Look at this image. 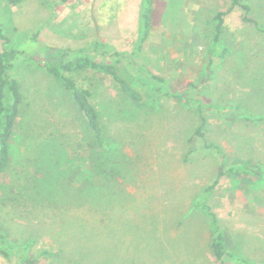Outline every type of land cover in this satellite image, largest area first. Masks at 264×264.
Returning <instances> with one entry per match:
<instances>
[{
  "label": "rangeland",
  "instance_id": "obj_1",
  "mask_svg": "<svg viewBox=\"0 0 264 264\" xmlns=\"http://www.w3.org/2000/svg\"><path fill=\"white\" fill-rule=\"evenodd\" d=\"M154 1L149 37L134 53L140 0H0L9 41L0 51L19 52L12 75L23 95L0 174V230L6 246L25 250L34 264H218L198 198L225 158L247 162L262 178L222 176L205 202L233 264L264 262V123L257 120L264 118V0H252L248 14L258 28L242 22L239 9L223 18L222 57L209 51L226 0ZM93 41L127 56L119 74L143 95L135 104L107 77L93 76L95 88L84 78L91 74L78 77L92 89L101 147L43 67ZM141 66L176 92L228 108L203 106L202 121L196 107L162 97L137 76ZM16 262L0 256V264Z\"/></svg>",
  "mask_w": 264,
  "mask_h": 264
},
{
  "label": "trees",
  "instance_id": "obj_2",
  "mask_svg": "<svg viewBox=\"0 0 264 264\" xmlns=\"http://www.w3.org/2000/svg\"><path fill=\"white\" fill-rule=\"evenodd\" d=\"M27 1L30 0H5V3L7 6H18ZM40 1L43 5L49 6L48 0ZM60 1L62 3H67L70 0ZM226 1L228 2L226 10L216 13L213 18L215 26L212 42L213 47L209 51L211 57L216 55L218 57H222L224 55L225 49L219 46L223 18L235 9L242 11V22L255 28L259 27L256 20L248 17V14L251 12L252 0ZM154 2V0H140L137 38L133 45L134 53H138L143 49V46L149 37L152 27ZM261 32L264 35V29H261ZM0 42L3 45L8 44L9 42L7 37L4 35L1 26ZM18 54L19 52L14 48L3 49L0 51V174L5 171L8 165L9 141L15 124L21 118L23 113V95L17 79L12 75L14 61ZM123 62L127 64L129 63L127 62V56L124 53L117 51L113 46L107 43L93 41L88 43L86 46L77 49L65 48L62 51L59 61L45 62L43 66L45 71L54 78L58 79L62 87L70 94V97L85 122L87 130L92 136L94 143L100 147L104 145L103 129L98 112L91 102V88H95L97 82H92L91 78L96 74L107 77L131 102L139 104L143 100V95L136 88H134L129 80L119 74L118 67ZM86 73L91 75L87 77ZM135 73L137 76L142 77L147 83H149L153 89L162 95V97L172 99L177 102H185L196 107L198 109V113L201 115L202 121L205 120L204 117H202L203 106L215 109L218 113L228 108L225 106L205 103L202 100L192 99L186 96L185 93L176 92L170 88L168 81L164 77L154 74L143 66L139 67ZM83 74H86L85 77H83L88 80L91 88H84L79 84L78 77H81ZM230 108L235 109L234 106ZM257 120L264 123V118H258ZM195 137H203L200 127L195 131ZM233 162L232 164H228L229 162L227 158L222 160L223 167L221 166L212 183L203 189L198 198V204L206 212L208 217V249L213 260L218 264H233L236 259H234L233 254L227 246L226 238L221 229L218 217L205 202L208 194L214 189L218 180L222 176H229L230 178L241 176H248L250 179L262 178L258 171H254L248 166L247 162L242 163L239 160ZM5 242V236L0 230V256L3 259L10 261V259L15 256L17 258V262L15 264L35 263L36 258H30V255L26 253L25 250L22 251L21 254H17V252H15L12 248L7 247ZM27 247L29 248V245H27ZM40 256H52V253L43 251L40 253ZM249 264H264V262Z\"/></svg>",
  "mask_w": 264,
  "mask_h": 264
}]
</instances>
